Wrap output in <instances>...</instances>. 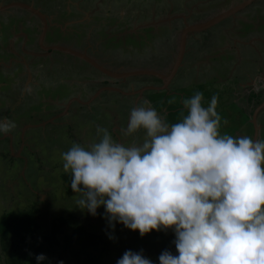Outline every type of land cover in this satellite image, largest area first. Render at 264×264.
I'll return each mask as SVG.
<instances>
[{
	"label": "rangeland",
	"instance_id": "374dc122",
	"mask_svg": "<svg viewBox=\"0 0 264 264\" xmlns=\"http://www.w3.org/2000/svg\"><path fill=\"white\" fill-rule=\"evenodd\" d=\"M9 1L3 0L1 4ZM24 1L40 9L46 16L49 27L44 45L62 43L83 52L90 59L97 56L96 59L108 68L121 65L123 68L120 66L117 71L167 72L171 58L175 56V39L170 42L167 27L181 25V19L178 17L183 13L175 9L173 11L170 7L179 0H139L138 3V0H114L117 2L115 5H118L116 8L125 6L121 11L118 9L116 19L104 16L108 13L106 10L114 6L107 2L109 0ZM235 1L237 0H212L214 5L209 3L211 1H205L203 13H199L195 18L197 22H204L218 11L227 10L230 3ZM259 1L263 2L264 7V0H258L255 5L258 3L260 6ZM127 5L136 12L127 13ZM138 8L148 14V17L154 14L156 20L149 18L147 21L143 16L140 18L137 15ZM166 15L172 16L173 19H167ZM238 17L243 19V14ZM230 19L188 37L182 65L171 87L175 93L181 94L168 95L165 91H147L143 93L146 99L142 103V97L138 105L149 108L151 101L155 109L159 110L158 115L162 121L171 124L186 115L183 100L194 92L202 93L204 106H207L215 95L216 111L221 117L220 133L240 136L244 130L246 134H251V131L254 134L256 127L253 123L250 125L254 112L251 122H248V115L254 110L253 103H250V100L254 99L251 96L254 94L253 87L246 83L247 80L245 82L238 77L246 76L249 79V75L242 73L253 64L247 63L248 57L253 56L257 62L258 76L264 80V28L257 31L259 35H254L257 42L252 44L253 47L243 46V42L249 44L252 38L233 35L238 33L239 28L234 26ZM185 20L187 24H193L191 22L195 19L188 16ZM158 24H161L160 30L157 28ZM39 28V19L30 14H23L22 10L11 9L9 12L0 13V120L14 125L7 133L0 134V215L5 212L22 213L37 208L38 229L35 236L40 240L49 235L52 221L71 216L69 226H63L56 236L60 247L64 243L63 238L71 235L72 229L79 226L86 232L100 237L107 245L104 250L102 244L97 246L94 253L97 256L96 264H116L126 250L141 252L152 264H159L158 257L161 252L167 250L175 254V236L171 230L153 231L140 237L138 232L126 229L122 224L114 223L110 226L102 206L97 209L95 216L89 215L76 203L80 194L70 190V183L67 184L64 177L71 174L65 173L62 168L61 153L67 151L73 143L87 145L95 142L99 138L98 128L107 130L114 141L125 146L142 143L145 138L143 130L124 135L129 118L127 111L133 109L134 101L116 92L101 93L96 101H92L88 106L73 103L65 115L46 125L54 114L61 112L67 97L72 93L75 95L84 90L86 95H83V98L86 99L91 88L95 90L104 86L102 81L121 91H129L130 86L134 85L132 90L136 88L130 81L133 78H143V85L156 86L158 79L147 76L131 77L118 84V81L107 79L98 71L93 74L92 68L79 60L54 52L50 57L39 58L42 62L38 66L30 67V71L33 68L30 73L34 75L30 81H26L27 75L19 76L25 67L15 65L19 63L18 60L22 62L21 59H25L21 50L24 54L37 51V48L39 50L36 44ZM176 39L178 41V37ZM256 49L259 51H255ZM9 52L16 56L10 55ZM170 52L174 53H171V57ZM25 61L27 67L28 59ZM253 72L257 71L253 69ZM91 79H94V82ZM13 80L18 81L19 85L17 86V82L15 85ZM262 80L254 79L251 82L257 87L254 91H258L259 96L264 92V83H260ZM41 81L55 82L51 83L55 89H42L39 83ZM58 81L59 85L56 84ZM61 81L71 83V90L67 89L69 84ZM87 84L91 88L88 89ZM11 89L12 95L8 96L7 92ZM58 95L64 97V100H57ZM255 100L257 103L259 97ZM31 114L33 117L29 118ZM259 118L261 117L258 116L257 120ZM41 122L45 123V126L34 129L25 127ZM259 122L264 129V116ZM23 136L26 141L23 140L22 144ZM259 138L264 140V130L259 133ZM40 243L46 246L44 240ZM55 248L53 254L43 252L46 264H55V256L61 252V248ZM61 262L75 264L74 259L68 256H63ZM0 264H6L1 253Z\"/></svg>",
	"mask_w": 264,
	"mask_h": 264
},
{
	"label": "clouds",
	"instance_id": "9594fccd",
	"mask_svg": "<svg viewBox=\"0 0 264 264\" xmlns=\"http://www.w3.org/2000/svg\"><path fill=\"white\" fill-rule=\"evenodd\" d=\"M202 101L200 92L184 99L186 115L171 124L139 105L124 135L143 130L142 143L98 128L95 142L61 153L62 168L89 215L102 206L110 226L140 237L171 230L175 254L161 252L159 264H264V140L221 134L217 97ZM12 127L0 120V134ZM116 264L152 261L126 250Z\"/></svg>",
	"mask_w": 264,
	"mask_h": 264
},
{
	"label": "trees",
	"instance_id": "16d2710c",
	"mask_svg": "<svg viewBox=\"0 0 264 264\" xmlns=\"http://www.w3.org/2000/svg\"><path fill=\"white\" fill-rule=\"evenodd\" d=\"M22 13L28 14L23 10ZM71 60L73 59L71 58ZM117 65L112 66V69L116 70L121 66L117 67ZM121 68L123 67L121 66ZM93 74H96V72L93 71ZM130 81L136 85V88L141 87L144 83L143 78H133ZM106 84L107 82L102 81V85ZM129 99L133 101V97ZM145 99L144 97L142 103ZM130 111L131 109L127 113L129 114ZM64 181L67 184L70 183L71 176L66 175ZM37 211V208H32L22 213L5 212L0 215V253L6 264H37L35 259L37 255L43 254L45 251L53 254L56 251L55 247L61 248V252L55 256V264H59L63 256L73 258L75 264H96L97 256L94 253L97 251V246L102 244V249H107L106 243L100 237L86 232L84 228L79 226L72 229L71 235L63 238L64 243L60 247L56 236L63 226H69L71 216L52 221L49 235L42 238V240L38 239L35 236L38 229L36 223ZM43 240L46 242V246L40 243ZM42 264H46L45 260Z\"/></svg>",
	"mask_w": 264,
	"mask_h": 264
},
{
	"label": "water",
	"instance_id": "95a60500",
	"mask_svg": "<svg viewBox=\"0 0 264 264\" xmlns=\"http://www.w3.org/2000/svg\"><path fill=\"white\" fill-rule=\"evenodd\" d=\"M255 0H243L237 5L233 6L232 8L204 21V22H199V23H194V24H187L185 22V18H183V28L180 31L179 34V39H178V47H177V52L175 55V58L172 62L171 67L166 73H160L156 71H150V70H131V71H117V70H111L108 68L103 67L102 65L98 64L95 62L93 59H90L87 57L83 52H79L77 50H74L70 47H65V46H60V45H51V46H44V37L47 32V27H48V21L46 19V16L38 9L35 8L32 4H27L19 1H13L10 3L6 4H0V13L7 12L11 9H19L23 10L30 15H33L39 19L40 22V33L38 36L37 44L40 50L45 51V52H60L63 55L73 57L74 59H77L85 64H87L89 67L92 69L100 72L102 75L107 76L113 80L116 81H125L127 78L131 77H141V76H147V77H154L158 79V81L161 82V86L157 87H152V86H147L142 89H139L137 91L129 92L126 93L124 91H121L117 88L114 87H106V88H101L98 91H96L92 97L87 101V102H81L77 98L71 99L66 105H65V110L63 112L66 113L68 107L70 104L76 102L80 105H88L90 102H92L94 99H96L99 94L103 91H111V92H116L121 95H125L127 97H133L136 96L134 103H133V108L137 107V101L141 97L142 93L145 91H155V92H161V91H167L168 90V85L172 81V79L175 77L177 74L179 68L181 67L182 59L185 53L186 49V43L187 39L190 35H194L206 30H209L216 25H218L220 22L234 17L237 13L245 9L247 6L252 4ZM264 108V101L257 106V108L254 111V118H253V124L255 126V116L256 114L259 113ZM58 117V116H57ZM57 117H53L47 122H51L52 120L56 119ZM30 127H37V126H30ZM257 132L255 130L254 132V139L256 138Z\"/></svg>",
	"mask_w": 264,
	"mask_h": 264
},
{
	"label": "crops",
	"instance_id": "0c3cea01",
	"mask_svg": "<svg viewBox=\"0 0 264 264\" xmlns=\"http://www.w3.org/2000/svg\"><path fill=\"white\" fill-rule=\"evenodd\" d=\"M2 1L3 0H0V4L2 3ZM13 1H18V0H10L9 2H7V3H10V2H13ZM121 1H125V0H121ZM164 1H166V0H164ZM205 1H207V2H209V1H212V0H205ZM205 1L204 0H179V1H177V2H175L173 5H171L170 7H171V10H173V9H175V11H179V12H181V13H183V15L182 16H180V17H178V18H180L181 19V25L180 26H178V24L177 25H174V26H172V25H169L170 26V29H169V26L167 27V29L169 30L168 31V35L170 36V42H171V40L172 39H175V44H174V46H175V48H174V51L173 52H177V47H178V41H177V39H176V37H178V39H179V34H180V31L182 30V28H183V18H185L186 19V17H191V18H193V19H195V20H193L191 23H199V22H197V18H195V16H197L199 13H203V11H204V6L206 5V3H205ZM241 1H243V0H237V1H235L234 3H230V5L227 7L228 9H230V8H232L233 6H235V5H237L238 3H240ZM19 2H23V3H25V1H23V0H19ZM108 3H112V5H114V6H112L110 9H107L106 10V12H108V13H106L104 16H106V18H109V19H116V16H118L117 14H118V12H119V10L121 11V9H123L125 6H123V7H121L120 9L119 8H116V7H118V5H115V3H117V2H114V0H109V1H107ZM139 2V0L137 1V3ZM166 4V3H165ZM163 5L164 7H166V5ZM211 4V3H210ZM230 7V8H229ZM126 8H127V13H132V11L133 12H136V10H132V8L130 7V6H126ZM119 9V10H118ZM140 8H138L137 10H138V16L140 17V16H143L144 18H146V20L148 21L149 20V18L150 19H152V20H156V17H155V15L154 14H152L151 15V17H148L147 15L148 14H145V13H143V12H141L140 10H139ZM227 9V10H228ZM223 10V9H222ZM222 10H220V11H218L216 14H214V16H216V15H218V14H220V13H222V12H224V11H226V10H224V11H222ZM244 10V9H243ZM243 10L242 11H240L239 13H237L234 17H231V19L230 20H232L231 22L233 23V25L234 26H237V28H239V31H238V33L236 32V33H233V35H237V36H239V35H243L244 37H251L252 39L249 41V44H247L246 42H243V46H246V45H249V46H252L253 47V45L252 44H255V42H257L256 41V36H254V35H259V33L257 32L260 28H264V19H256V20H251V21H249V20H247V17H245V14H244V12H243ZM174 11V10H173ZM171 12V11H170ZM185 13V14H184ZM116 14V15H115ZM240 14H243V19H241L240 20V18L238 17ZM212 17H214L213 15H211ZM143 17H140V18H143ZM166 17H167V19H173L172 18V16L171 17H169V16H167L166 15ZM169 17V18H168ZM209 19H210V17H208ZM236 18H238L239 19V21H238V19H237V21H235V19ZM207 19V18H206ZM217 26V25H216ZM174 27V28H173ZM153 28H156V27H153ZM157 28H158V30H160V28H161V24H158L157 25ZM239 34V35H238ZM235 35V36H236ZM253 36V37H252ZM246 39V38H245ZM258 39H260L259 37H258ZM233 42H234V44H235V41H234V39H233ZM237 43L238 44H240V42L239 41H237ZM186 49H187V44H186ZM186 49H185V53H186ZM255 51H259V49H256ZM173 52H170V57H171V53L172 54H174ZM176 52H175V54L174 55H176ZM185 53H184V56H185ZM184 56H183V59H184ZM174 58H175V56H174ZM174 58H171V63H170V67H171V65H172V62H173V60H174ZM183 59H182V62H183ZM262 62H264L263 60H262ZM247 63H253L252 65H251V67H256L257 66V62L255 61V59L253 58V56H251V57H248V60H247ZM249 67V66H248ZM259 72V71H258ZM161 73H166V72H161ZM248 73V71H245V72H243L242 74H247ZM254 73V72H253ZM258 76V75H257ZM254 77H256V76H254ZM242 79L244 78V77H241ZM240 78V79H241ZM253 82V81H252ZM248 85H250V81L247 83ZM171 95H176V94H171ZM254 96V95H253ZM140 99H141V97L138 99V101L137 102H139L140 101ZM151 104V105H150ZM256 104L257 103H253V107H254V110L257 108V107H255L256 106ZM148 106H149V108H151V109H154L157 113H159V110L157 111V109H155L156 107L152 104V102L150 101V103L148 104ZM68 109H70L69 107H68ZM68 109H67V111H66V113L68 112ZM66 113H64L63 114V112H62V116L63 115H65ZM29 116H32V115H29ZM257 114H256V116H255V125L256 124H260V122H259V120H257ZM53 118V117H52ZM52 118H50V119H52ZM29 123V122H28ZM43 122H41V123H39V124H36L35 126H45V123H43ZM48 124H51L50 122H46V125H48ZM261 125V124H260ZM257 126V125H256ZM261 126H263V125H261ZM24 127V126H23ZM28 127V126H27ZM28 128H30V126L28 127ZM32 129H34V127H31ZM261 129H263V127L262 128H260V126L257 128V129H255L256 130V132H257V135H256V138L255 139H260L259 138V133L261 132ZM243 133L240 135V136H244V135H247V136H251L252 135V131H251V134H249V133H244V130L242 131ZM10 134V133H9ZM9 134H7V136H9ZM23 138H24V140L26 141V139H25V137L23 136ZM31 138V137H30ZM254 139V138H253ZM18 144H19V142H18ZM22 146V145H21Z\"/></svg>",
	"mask_w": 264,
	"mask_h": 264
},
{
	"label": "flooded vegetation",
	"instance_id": "af4514ba",
	"mask_svg": "<svg viewBox=\"0 0 264 264\" xmlns=\"http://www.w3.org/2000/svg\"><path fill=\"white\" fill-rule=\"evenodd\" d=\"M24 1V0H23ZM258 0H255L252 4H250L249 6H247L244 10H243V12H244V14H245V17H247V20H249V21H251V20H256V19H264V7H263V2H261V1H259V3H260V6L258 5V3H257V5H255V2H257ZM209 3H211L212 4V1L211 2H209ZM212 5H214V4H212ZM252 6V7H251ZM254 6V7H253ZM35 7V6H34ZM35 8H37V7H35ZM250 8V9H249ZM40 10V9H39ZM9 11H11V10H9ZM9 11H7V12H9ZM41 11V10H40ZM42 12V11H41ZM29 14V13H28ZM187 18V17H186ZM186 21V20H185ZM40 27H41V25H40ZM48 27H49V24H48ZM48 27H47V30H48ZM174 28V27H173ZM263 28V27H262ZM261 28V29H262ZM169 29H170V27H169ZM30 33H34L33 31H30ZM39 33H40V28H39V32H38V36H39ZM38 36H37V40H38ZM47 36V32H46V34H45V37ZM45 37H44V39H45ZM26 39H30V38H26ZM32 39V38H31ZM30 39V40H31ZM37 40H36V44H37ZM45 42V41H44ZM44 42H43V45H44ZM35 44V45H36ZM60 44V46H65V47H69V46H67V45H64V44H62V43H59ZM30 45V44H29ZM38 45V44H37ZM52 45H58V44H52ZM44 46H51V45H44ZM26 48H27V46H26ZM25 48V49H26ZM71 48V47H70ZM78 49V48H77ZM37 51H33V52H31V53H27V52H25V54H24V51L23 50H21V52L23 53V56H24V58L26 59H28V65H27V67L25 66L26 65V61H25V59H21L22 60V62L21 61H19L18 60V64L17 65H15V66H17V67H19L20 65L22 66H24L25 68H24V70L23 71H21V73L19 74V76L21 77V76H26L27 75V80L26 81H30L31 79H32V76L34 75V73L32 74V73H30V72H32L33 71V68H31L32 70L30 71V67H34L35 65L36 66H38L39 65V63H41L42 62V59H39V58H41V57H50L51 55H52V53H54V52H45V51H42V50H38V48L36 49ZM78 51V50H77ZM79 52H81V51H79ZM10 53V52H9ZM10 55H13L14 57L16 56V54H11L10 53ZM68 57V56H67ZM96 58H97V56H96ZM95 57H93V60L95 61V62H97L98 64H100V65H102L101 63L102 62H100L99 60H97ZM25 61V62H24ZM15 62H17V61H15ZM83 63V62H82ZM9 64L11 65V63L9 62ZM14 64V62H12V65ZM34 64V65H33ZM103 67H105V68H108V66H104V65H102ZM2 67V66H1ZM108 69H111V68H108ZM247 70H245V71H248V73H247V75H249V79H247V77L246 76H243L244 78H243V80L246 82V80H247V82L246 83H248L249 81H250V86H252L253 87V92L252 93H254V94H252L251 96H253L254 97V99L253 100H250V103H256V98L257 97H259V100H257V104H256V106L255 107H257L259 104H261L263 101H264V92H263V94L262 95H258V91H254V89L256 88L257 89V87H254L252 84H251V82L254 80V79H260V80H262V78H261V76H256V77H254L256 74L258 75V69H256V67H248V68H246ZM253 69H254V71H257L256 73H253ZM5 70H7V69H5ZM111 70H113V69H111ZM92 71H96V70H94V69H92ZM6 72V71H5ZM36 72V71H35ZM199 75H201V74H199ZM93 77V76H92ZM105 78H107V79H110L111 80V78H109V77H107V76H104ZM17 78H19V77H17ZM176 77H174L173 79H172V81L169 83V85H168V90L167 91H165L166 93H168V95H170V94H181V93H175V91H173L172 89H171V87L173 86V81H174V79H175ZM239 79L241 78V77H238ZM126 80V79H125ZM176 80V79H175ZM91 81H93L94 82V79H91ZM108 82H109V80H107ZM263 81V82H262ZM260 83L262 84V83H264V80H262ZM13 82H14V84L16 85V82H17V86L19 85V82L18 81H14L13 80ZM62 83L64 82V83H66L67 85L69 84V83H67L68 81H61ZM120 82V83H119ZM40 83V85H41V87H42V89H45V87L47 88V89H49L48 87H51L52 89H55V88H53V86L51 85V83L53 84V83H55V82H49V81H47V82H44V81H41V82H39ZM58 83V85H59V81L58 82H56V84ZM118 84H122L121 83V81H118ZM87 86H88V89L89 88H91L90 86H89V84H87ZM134 86V85H133ZM133 86H130V90L129 91H124V92H126V93H129V92H133V91H137V90H139V89H142V88H144V87H147V86H152V87H159V86H161V82L159 81V83L157 84V86H156V84H148V85H142L141 87H139V88H135L134 90H132V88H133ZM136 86V85H135ZM246 86V85H245ZM248 86V85H247ZM106 87H113V86H110V84L109 83H107L106 85H104V86H100V87H98L97 89H95V90H93L92 88H91V92H90V95H89V97L88 98H83V95L85 96L86 94H85V91L84 90H82L81 92H78V93H76L75 95L72 93L71 95H69L68 97H67V99H66V101H65V103H64V106H63V108H62V110H61V112H59V113H57V114H54L55 116L54 117H59V116H61V114H62V112H64V110H65V105L71 100V99H73V98H77V99H79L81 102H87L91 97H92V95L96 92V91H98L99 89H101V88H106ZM259 87V86H258ZM264 87V86H263ZM67 89H70L71 90V83L68 85V88ZM119 89V88H118ZM264 89V88H263ZM57 90H59L58 88H57ZM120 90V89H119ZM128 90V89H127ZM263 91V90H262ZM10 92H13L12 91V89H11V91H9V92H7V94L9 93V95L8 96H11L12 95V93H11V95H10ZM145 92H147V91H145ZM153 92H155V91H153ZM162 92V91H161ZM101 93H107V94H110V93H114V92H111V91H103V92H101ZM100 93V94H101ZM144 93V92H143ZM143 93H142V95H141V97L143 96ZM119 94V93H118ZM120 96H123V97H127V96H125V95H121V94H119ZM59 96V95H58ZM98 98V97H97ZM96 98V99H97ZM135 98H136V96H133V101L135 100ZM64 100V97H62V96H59L58 97V99L57 100ZM96 99H94L93 101H96ZM74 103H76V102H74ZM92 102H90L88 105H90ZM73 104V103H72ZM72 104H70V106L72 105ZM80 105V104H79ZM87 105V106H88ZM137 105H138V102H137ZM70 106H69V108H70ZM80 106H82V105H80ZM56 107H58V106H56ZM255 110H253L252 111V113L251 114H249L248 115V122L250 121L251 122V120H252V114H253V112H254ZM32 115V114H31ZM259 117H261V118H259V120L261 121L262 120V118H263V116H264V108L257 114ZM262 115V116H261ZM29 118L30 117H33V115L32 116H28ZM252 123H253V121L251 122V124L250 125H252ZM254 125V124H253ZM257 125V126H256ZM255 125V127H256V129L260 126V128H262L263 126H261L260 124H256ZM29 127V126H35V125H26L25 127ZM264 129H261V133H262V131H263ZM253 132V131H252ZM253 135L254 134H252V138H254L253 137ZM23 137H22V141H21V143L23 144Z\"/></svg>",
	"mask_w": 264,
	"mask_h": 264
},
{
	"label": "bare ground",
	"instance_id": "6f19581e",
	"mask_svg": "<svg viewBox=\"0 0 264 264\" xmlns=\"http://www.w3.org/2000/svg\"><path fill=\"white\" fill-rule=\"evenodd\" d=\"M187 44V43H186Z\"/></svg>",
	"mask_w": 264,
	"mask_h": 264
}]
</instances>
